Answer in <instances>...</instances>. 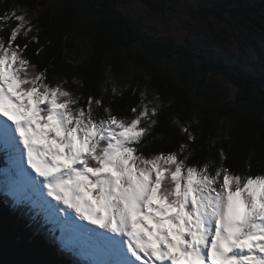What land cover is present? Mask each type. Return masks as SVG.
I'll return each mask as SVG.
<instances>
[{
  "label": "snow or ice",
  "instance_id": "snow-or-ice-1",
  "mask_svg": "<svg viewBox=\"0 0 264 264\" xmlns=\"http://www.w3.org/2000/svg\"><path fill=\"white\" fill-rule=\"evenodd\" d=\"M6 27L0 147L66 214L87 222L80 226L99 241L88 264H264V174L234 173L223 150L219 162L195 161L196 135L178 120L186 135L178 150L145 155L159 97L140 92L130 117L116 115L103 97L37 69L25 55L38 41L26 12L13 5L0 15V32Z\"/></svg>",
  "mask_w": 264,
  "mask_h": 264
},
{
  "label": "trees",
  "instance_id": "trees-1",
  "mask_svg": "<svg viewBox=\"0 0 264 264\" xmlns=\"http://www.w3.org/2000/svg\"><path fill=\"white\" fill-rule=\"evenodd\" d=\"M48 1L0 0V15L13 5L30 15ZM132 1L57 0L31 22L38 41L25 55L53 83L103 97L116 115L130 117L140 92L159 97L145 155L178 150L186 140L178 120L196 135L195 161L219 162L223 150L234 173L264 174V0H140L163 17L192 19L180 42L122 8ZM9 155L0 147V264H88L70 253L85 250L79 239L13 181Z\"/></svg>",
  "mask_w": 264,
  "mask_h": 264
},
{
  "label": "rangeland",
  "instance_id": "rangeland-1",
  "mask_svg": "<svg viewBox=\"0 0 264 264\" xmlns=\"http://www.w3.org/2000/svg\"><path fill=\"white\" fill-rule=\"evenodd\" d=\"M189 1L191 3H197V0H189ZM56 2H57V0H49L47 2V4H45V3L43 4L41 2L38 10L36 12L30 14V15H27V19L30 20L31 22H33L37 17H39L41 15V13L48 6L53 5ZM122 8L124 10H127L129 12V14H131L132 16H134L136 19L140 20L141 22H145V23H148L149 25H152L154 27H158L160 29V31L162 32L164 37L174 39V40H177L179 42L182 41L184 36L186 35L185 31L188 28L185 27V25L186 24L189 25L190 22L192 21V19L190 17H188V18L182 17L185 14H182L181 19H179L178 13L176 14L173 12L171 13L173 16L168 15L166 17H163L161 15H158L156 12L151 10L149 8V6H147L146 4H144L140 0H133L129 4L122 5ZM170 17H172L173 19H170ZM225 84H227L230 91L232 93H234L235 89H234V86L232 85V83L226 82ZM10 158H13L15 160V163L17 164L16 171L19 172L20 174H22V176L25 174L28 177V178L26 177L28 179V184L32 186V187L31 186L30 187L39 196V199H37V201L39 203L42 201L44 202V207L55 216L58 223H60L61 225H63V227H65L67 229L74 230L83 239H85V236L86 237L90 236L89 235L90 233H88V230L86 228H83L80 226L81 223H87V222L80 221L78 218L75 217L74 214H71V215L66 214V212L62 210L64 208V206L63 205H57V203L54 200H52L51 197H48L46 195V191H44L42 188L40 190L41 194L36 192V190H35L36 187L32 184L31 179L28 175V173H30L32 176H35V173H33L31 171V169H28L26 164L22 167L18 157H14V155L12 153L10 154ZM63 215H65V216H63ZM89 227H95V226L89 225ZM97 231H101V230L97 229ZM90 239H91L92 243L89 242L88 243L89 245H87V246H89V248H92L93 250H95L99 245V241L97 240V238L95 237L94 234L91 236Z\"/></svg>",
  "mask_w": 264,
  "mask_h": 264
},
{
  "label": "bare ground",
  "instance_id": "bare-ground-1",
  "mask_svg": "<svg viewBox=\"0 0 264 264\" xmlns=\"http://www.w3.org/2000/svg\"><path fill=\"white\" fill-rule=\"evenodd\" d=\"M9 158H10V155H9ZM36 190H38V189H36ZM30 202H32V201H30ZM33 203V202H32ZM83 255H84V260H86V259H88V260H90V259H94V258H96L94 255H89V254H87V253H83Z\"/></svg>",
  "mask_w": 264,
  "mask_h": 264
}]
</instances>
